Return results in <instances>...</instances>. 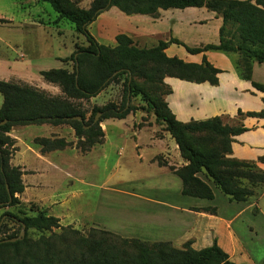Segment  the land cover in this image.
Listing matches in <instances>:
<instances>
[{
  "label": "trees",
  "instance_id": "obj_1",
  "mask_svg": "<svg viewBox=\"0 0 264 264\" xmlns=\"http://www.w3.org/2000/svg\"><path fill=\"white\" fill-rule=\"evenodd\" d=\"M46 1L59 18L73 22L76 31L83 33L88 43L77 45L69 55L61 57L64 61L72 60L71 69L62 66L39 71L45 80L59 85L58 94H51L29 83L0 78V207L16 206V211L5 210L0 218L7 214L9 219L18 224L17 229L0 236V264H244L231 260L216 242L195 248L190 239L177 246L171 240L122 236L101 227H90L82 232L71 224H61L59 217L45 213L34 202L25 204L17 196L24 187L22 171L18 165L9 162L15 146L14 139L7 132L17 124L67 123L77 136L75 146L86 151L104 138L99 122L106 117H124L138 108L128 103V97L140 93L155 120L162 123L174 138L185 161L177 167H171L181 179V192L212 198L211 181L229 200H247L254 193L253 187L264 183V169L258 167L255 160L230 155L233 135L247 127L225 123L218 114L182 122L170 110L164 96H150L137 84L134 76L160 83H164L165 75L217 83L220 68L213 65L205 54L200 62H194L165 53L164 48L170 42H177L192 53L207 49L238 53L240 61L235 60L237 70L243 78L249 79L252 60L264 62V0H91L87 7L70 4L69 0ZM111 5L125 13H147L153 16L159 8L204 5L222 17L219 39L217 42L188 45L170 36L168 39H159L153 45L140 46L127 33L120 31L115 34L114 45L106 44L95 38L88 25ZM120 75H124L122 101L119 104L113 100L103 105L92 104L90 118L86 120L82 100L96 95ZM252 84L264 90V83L252 81ZM169 91L168 87L166 93ZM238 113L242 114L240 110ZM246 114L264 116V109L247 111ZM77 115L81 118H76ZM196 132L205 133L199 139L217 138L218 144L210 147L197 145L194 137ZM34 140L41 144L43 151L73 143L63 136H36ZM259 159L264 161V156ZM253 211H257L256 206ZM22 223L25 224V232L21 238L4 240L16 236ZM4 227L5 224L0 223V231ZM29 228L40 232L60 228L61 232L42 233L31 239L28 236ZM260 264H264V259Z\"/></svg>",
  "mask_w": 264,
  "mask_h": 264
},
{
  "label": "crops",
  "instance_id": "obj_2",
  "mask_svg": "<svg viewBox=\"0 0 264 264\" xmlns=\"http://www.w3.org/2000/svg\"><path fill=\"white\" fill-rule=\"evenodd\" d=\"M40 1H21L20 7L25 10L19 17L1 5L0 24L8 27L34 25L41 28L46 27L48 23L57 25L62 18L58 17L57 12L52 19L44 21L26 9L27 5ZM10 2L14 5L18 3L17 0ZM124 17V23L118 25L117 29L108 31L105 36L101 33L98 37L93 35L100 42H102L100 37L108 38L103 42L111 45L115 44V34L120 31L127 33L140 46L145 45L144 40L149 41L145 45L149 46L159 39H168L170 36L177 37L188 45H199L217 42L222 23L221 15L204 5L159 8L155 16L147 13H126ZM2 39L0 36V41ZM72 51L73 47L67 53ZM164 51L167 55H176L185 61L194 62H200L202 55L205 54L213 65L220 68L217 73L218 82L215 84L207 80L197 82L172 75L163 77V82L170 88L164 98L175 117L186 122L218 114L225 122L243 124L247 129L233 135L231 156L255 160L258 167L264 169V161L259 159L264 156V116L246 114L247 111L264 109V90L252 84V81L264 83V62L252 60L251 77L248 79L239 74L235 65L237 54L234 52L207 49L192 53L177 42H170ZM53 55L62 65L39 66L35 71L27 64L24 66L18 62L24 56L22 51H15V55L10 56L5 54L4 58L0 55V78L29 83L45 90L52 82L45 80L39 71L50 67H66L64 60L61 59L66 54ZM99 95L100 91L91 97L97 99ZM1 102L0 94V104ZM238 110L242 114H239ZM145 114L140 108L138 113H135L138 117L135 123L131 111L124 117H106L100 122L105 136L107 120L126 117L128 119L130 116L136 147L141 149L138 156L142 154L139 156L140 159H145L158 167L156 178L158 192L154 196L135 195L143 199L138 200L141 207L140 218L136 223L130 224L132 230L129 233L116 232L122 236L171 240L177 246L190 239L191 245L195 248L216 242L236 263L260 264L264 259V200L260 198L251 201L229 200L227 195L216 198L214 191L212 198L184 194L181 192L179 176L180 185L173 187L171 178L176 173L170 164L177 165L185 161L180 158L177 143L170 133L166 129L162 132L159 130L155 116L150 115L144 120V124L138 125L139 119ZM7 133L14 139L15 146L9 162L18 165L22 171L24 187L17 196L22 201L34 202L45 213L59 217L61 224L77 227V219L73 222L67 219L70 214L65 211L67 207L64 204L68 200L60 190L65 176L75 174L81 180L84 169L83 164H79L80 160L76 162V168L73 167V163H67L64 151L66 147H74L77 152L84 154L101 142L94 143L86 151H81L75 144L43 151L41 144L34 140L36 136H63L66 140L75 139L71 126L48 122L13 125ZM142 140L144 143H140ZM141 144L154 146L155 149L145 155ZM158 155H162L161 160L158 159ZM254 206L257 207L256 212L253 211ZM99 223L100 221L95 224L109 230L106 225ZM85 225L87 223L82 227ZM156 232L161 235H154Z\"/></svg>",
  "mask_w": 264,
  "mask_h": 264
},
{
  "label": "rangeland",
  "instance_id": "obj_3",
  "mask_svg": "<svg viewBox=\"0 0 264 264\" xmlns=\"http://www.w3.org/2000/svg\"><path fill=\"white\" fill-rule=\"evenodd\" d=\"M21 1L17 0V5H14L10 0H0V6L7 11H11L16 17L21 16V12L25 10L20 7ZM91 0H69V3L78 6L87 7ZM26 9L33 12L35 17H41L46 21L52 19L56 15V11L52 8L50 3L46 0L29 4ZM185 13V12H184ZM123 11L117 6L112 5L96 17L93 23H89V31L96 35H106L108 31H113L122 25L125 18ZM91 21V22H92ZM90 26V27H89ZM120 29V28H118ZM60 30V31H59ZM119 31V30H118ZM0 36L3 38L0 41V55L10 56L15 55V51H22L24 56L18 60L20 64L31 67L34 71L39 66H57L62 65L54 57L55 54L69 55V49L73 50L77 45H86L88 41L85 35L76 31L74 23L67 18H61L56 24L48 23L46 27H37L34 25L25 26H10L0 24ZM99 39L107 41L102 38ZM106 43V42H103ZM148 40H144L147 45ZM110 44V43H108ZM111 45V44H110ZM235 60L240 61V55L236 53ZM66 67L71 69L72 60L68 59L63 61ZM120 75L109 84H107L101 91L97 99L90 97L88 100H82V108L85 110V119L90 118V109L92 104L103 105L109 100H113L117 104L122 101L124 97V84L123 77ZM138 85L142 86L150 96L161 98L167 92L168 87L164 83L153 82L144 79L141 76H134ZM50 86L45 89L51 94L60 93L59 85L55 83L49 84ZM128 103L138 106L135 110L131 111L134 115V123L138 120V111L141 110L146 113L139 119L138 125L144 124V120L150 115L154 116L150 108H147L145 100L141 97L140 93L130 95ZM142 106V107H140ZM130 113V112H129ZM223 120V119H222ZM102 121V120H101ZM100 121V122H101ZM99 122V123H100ZM225 122V121H223ZM159 123V122H158ZM234 124V122H225ZM69 127L67 123H60ZM73 129V128H72ZM159 130H165L163 124L159 123ZM74 131V129H73ZM65 133V132H64ZM203 132L194 133L195 143L199 146L210 147L218 144V139L206 140L199 139ZM75 139L71 140L73 143ZM134 132L132 130L131 117L128 119H109L107 120L106 134L101 143L93 146L88 152L81 154L77 152L74 147H66L65 155L67 163H73L76 168V162L80 160L79 164H83L82 178L79 180L76 175L65 176L61 184V193L66 196L67 200L64 204L67 208L65 211L70 214L67 219L71 222L77 219L78 226L75 228L86 232L90 227H99L95 223L100 221L99 224L106 225L109 230L117 233H129L132 229L130 224L136 223L140 218L141 207L139 201L143 199L135 195H148L154 196L158 192L156 189L158 177V167L147 162L145 159H140L138 154L141 149L136 147ZM140 143H144L143 140ZM171 143V140H170ZM141 148L145 155L155 149L154 146H145L141 144ZM180 155V153H179ZM231 155V154H230ZM180 158L183 157L180 155ZM158 159H162V155H158ZM184 160V159H183ZM181 164H170V167H177ZM258 166V165H257ZM207 179V178H205ZM171 184L174 187L180 185L178 175H172ZM208 180V179H207ZM213 191L216 193V198L226 196L218 187L214 186L211 181ZM254 193L248 197V200L253 199L264 200V183H258L254 187ZM21 200V199H20ZM22 201V200H21ZM25 204L28 202L23 201ZM133 202V203H132ZM143 205V204H141ZM27 207L28 205H24ZM152 208V206H149ZM5 210L16 211V206H3L0 207V215ZM29 212V210H27ZM3 216V215H2ZM1 216V217H2ZM1 220V218H0ZM65 220V219H64ZM5 227L0 231V236H4L8 232L18 228V224L8 218L7 214L1 220ZM84 223L87 225L83 226ZM54 232H61L60 228H53ZM49 230L40 232L33 228L28 229V236L31 239L37 238L40 234L48 235L51 233ZM119 234V233H118ZM154 234V233H152ZM121 235V234H120ZM154 235H161L156 232ZM139 238H142L138 236ZM146 240H159V238H142Z\"/></svg>",
  "mask_w": 264,
  "mask_h": 264
},
{
  "label": "water",
  "instance_id": "obj_4",
  "mask_svg": "<svg viewBox=\"0 0 264 264\" xmlns=\"http://www.w3.org/2000/svg\"><path fill=\"white\" fill-rule=\"evenodd\" d=\"M76 54H77V52L74 53V55H76ZM98 115H99V112L96 114V117H97ZM76 118L80 119L81 116H80V115H77ZM85 126H86V125H85ZM7 188H8V187H7ZM3 217H4V215L1 217V220H2ZM1 220H0V223H1ZM24 232H25V224L22 223V224H21V228H20V230H19V233H18L16 236L8 237V238H5L4 240H10V241H12V240H15V239L21 238V237L24 235Z\"/></svg>",
  "mask_w": 264,
  "mask_h": 264
}]
</instances>
